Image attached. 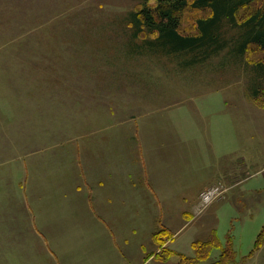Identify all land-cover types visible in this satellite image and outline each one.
Segmentation results:
<instances>
[{
  "label": "rangeland",
  "instance_id": "obj_1",
  "mask_svg": "<svg viewBox=\"0 0 264 264\" xmlns=\"http://www.w3.org/2000/svg\"><path fill=\"white\" fill-rule=\"evenodd\" d=\"M154 5L0 0V245L26 250L16 256L0 247V264H56L32 257L34 208L26 197L34 178L44 186L50 149L60 165L61 144L64 158H76L78 128L139 129L146 115L179 108L198 122L192 147L201 145L200 155L192 160L202 171L199 186L188 191L192 198L165 200L164 214L150 210L149 229L134 234L126 255L136 260L140 240L146 250L127 264H264V51L242 47L252 33L245 23L264 0L241 9L236 23L223 22L221 48L174 54L156 47L154 34L135 35L129 14ZM208 15L187 8L181 32L195 34ZM132 149L137 157L136 143ZM215 161L226 171L219 178ZM216 186L225 195L202 206L201 192ZM61 257L67 264L63 249Z\"/></svg>",
  "mask_w": 264,
  "mask_h": 264
},
{
  "label": "crops",
  "instance_id": "obj_2",
  "mask_svg": "<svg viewBox=\"0 0 264 264\" xmlns=\"http://www.w3.org/2000/svg\"><path fill=\"white\" fill-rule=\"evenodd\" d=\"M177 110L150 113L139 129L95 125L86 132V128H78L76 158H64L61 144L60 165L55 164L56 149H50L54 153L48 156L44 186L36 188L38 179L34 178L31 193L26 195L34 208L32 257L47 259L48 255V260L51 257L63 264V249L70 256L67 264H127L142 258L141 248L146 250L142 240L136 260L126 255V249L134 245L135 233L140 231L143 237V231L149 229L150 210L161 209L156 213L164 214L165 200L192 198L188 191L199 186L198 176H202L194 162L201 145L192 147V129L198 122L191 111ZM135 143L137 157L132 149ZM214 165L213 174L219 178L226 171L221 165L219 171L218 162ZM0 247L8 248L6 254H26L24 247L12 246L7 240Z\"/></svg>",
  "mask_w": 264,
  "mask_h": 264
},
{
  "label": "trees",
  "instance_id": "obj_3",
  "mask_svg": "<svg viewBox=\"0 0 264 264\" xmlns=\"http://www.w3.org/2000/svg\"><path fill=\"white\" fill-rule=\"evenodd\" d=\"M152 7L129 14L135 35L149 32L154 34L155 46L170 54L208 47H222L220 29L224 21L236 23L241 9L252 6V0H151ZM187 8L208 11L207 17L197 21V32L183 34L181 13ZM232 25V24H231ZM251 30V36L244 41L243 51L250 45H257L264 51V10L250 15L245 23ZM249 45V46H248ZM259 244L257 241L256 246ZM211 242L203 243L209 249Z\"/></svg>",
  "mask_w": 264,
  "mask_h": 264
},
{
  "label": "built area",
  "instance_id": "obj_4",
  "mask_svg": "<svg viewBox=\"0 0 264 264\" xmlns=\"http://www.w3.org/2000/svg\"><path fill=\"white\" fill-rule=\"evenodd\" d=\"M224 195L225 189L222 186L209 188L200 194L201 205L205 207V205L207 206L211 204L213 201L222 198Z\"/></svg>",
  "mask_w": 264,
  "mask_h": 264
}]
</instances>
